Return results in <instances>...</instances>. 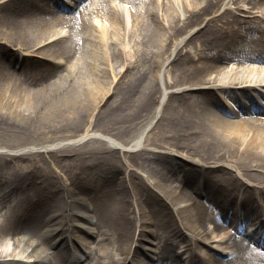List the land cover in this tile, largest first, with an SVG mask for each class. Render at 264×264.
<instances>
[{
	"label": "bare ground",
	"instance_id": "obj_1",
	"mask_svg": "<svg viewBox=\"0 0 264 264\" xmlns=\"http://www.w3.org/2000/svg\"><path fill=\"white\" fill-rule=\"evenodd\" d=\"M67 2L0 0V264H264V0Z\"/></svg>",
	"mask_w": 264,
	"mask_h": 264
},
{
	"label": "rangeland",
	"instance_id": "obj_2",
	"mask_svg": "<svg viewBox=\"0 0 264 264\" xmlns=\"http://www.w3.org/2000/svg\"><path fill=\"white\" fill-rule=\"evenodd\" d=\"M55 1V0H54ZM62 1H65V0H62ZM65 3L66 4H64L65 5V8L67 7V9H68V12L67 13H71L72 11H74V6L73 5H71V4H69V3H67V1H65ZM90 17V16H89ZM88 17V19H90ZM91 21L92 22H95V18L93 17V18H91ZM56 28L57 29H59L60 28V31L62 30L63 32H65L66 30H68V27L65 25V24H57L56 25ZM94 33H96V31H94ZM10 49V48H9ZM12 50V49H11ZM34 55V54H33ZM34 56H36V58H39V59H41L42 57H40V56H37V55H34ZM246 224V223H245ZM244 228H246V227H244ZM228 232H230V230H228ZM4 237L3 236H0V240H2ZM150 241H153V238L151 237V236H149V241H142L143 243H147L148 244V242H150ZM142 243V244H143ZM147 244H145V245H147ZM215 245L216 244V241H213V242H211V245ZM250 246H252L253 247V244H251L250 243ZM255 246V245H254ZM216 251H217V253H218V255L220 256H223V254H224V252H222L220 249H215ZM151 255H153L152 254V252L150 253ZM203 262L204 261H199V262H197V264H203Z\"/></svg>",
	"mask_w": 264,
	"mask_h": 264
}]
</instances>
